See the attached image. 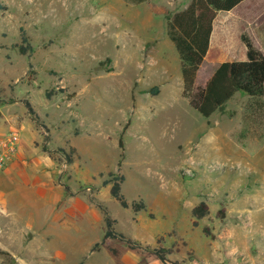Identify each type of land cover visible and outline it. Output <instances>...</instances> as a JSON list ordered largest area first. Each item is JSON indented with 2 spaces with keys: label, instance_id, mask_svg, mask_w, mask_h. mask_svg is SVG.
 Segmentation results:
<instances>
[{
  "label": "rangeland",
  "instance_id": "1",
  "mask_svg": "<svg viewBox=\"0 0 264 264\" xmlns=\"http://www.w3.org/2000/svg\"><path fill=\"white\" fill-rule=\"evenodd\" d=\"M189 1L0 0V139L17 132L53 173L30 193L32 224L0 211V264H163L157 250L165 264H264V118L247 117L240 93L209 118L190 107L166 27ZM241 34L264 51V0L217 16L196 86L238 55ZM111 176L145 210L112 199ZM103 210L140 248L101 243Z\"/></svg>",
  "mask_w": 264,
  "mask_h": 264
},
{
  "label": "trees",
  "instance_id": "2",
  "mask_svg": "<svg viewBox=\"0 0 264 264\" xmlns=\"http://www.w3.org/2000/svg\"><path fill=\"white\" fill-rule=\"evenodd\" d=\"M125 3L138 5L147 0H123ZM246 0H190L187 6L167 17V35L177 51L182 79V94L188 100L191 108L202 117L209 118L216 112H221L224 105L237 93L250 99L245 110L247 117L256 121V117L264 118V55L258 51L249 38L241 34L240 40L246 48V60L243 62H224L219 64L203 87L195 85L200 66L204 62L210 48V38L213 24L219 13H228ZM5 4H0V11L6 10ZM20 55L30 54L32 48L26 34L22 31L20 42L13 46ZM111 70H108L110 72ZM152 93H157L152 90ZM45 97L50 99L51 93L46 92ZM30 114H34L30 105L25 103ZM245 117V116H244ZM120 145V144H119ZM73 150H71L72 152ZM67 162L70 156L66 155ZM123 178L111 176L104 185L110 184L109 195L124 209L130 208L134 213L145 210L142 202L129 204L121 195L120 185ZM104 211L105 229L102 241L116 239L125 243L131 250L140 248L139 244L126 238L123 234L113 230L114 221L106 217ZM208 215V207L200 202L191 210V216L200 220ZM219 216L224 215V209L218 211ZM197 224L196 221L193 222ZM207 234L209 231L204 230ZM157 259L165 264V258L160 251L154 252Z\"/></svg>",
  "mask_w": 264,
  "mask_h": 264
},
{
  "label": "crops",
  "instance_id": "3",
  "mask_svg": "<svg viewBox=\"0 0 264 264\" xmlns=\"http://www.w3.org/2000/svg\"><path fill=\"white\" fill-rule=\"evenodd\" d=\"M248 1L249 0L244 1L232 11L236 10L238 7L244 5ZM213 30H214V24H213ZM212 35L213 32L210 38L209 52L205 60L210 57ZM249 40L251 41L250 38ZM251 43L258 51H260L264 55V51L262 49L256 47V45L252 41ZM245 53H246V48L242 43L240 52L236 57L230 56L229 59L221 61L220 64L224 62H243L246 60ZM28 144H29L28 142L26 144L23 140L22 141L20 140L17 154L14 156L13 159H11L10 161L8 160L5 164V167L0 171V211L1 210L5 211V215H8V217L11 219H16V216L21 214L27 215L26 220L24 219L25 224H32L31 217L32 214H35L36 211L34 210L35 208L34 209L32 208V204L28 202L32 198L30 193L31 192L37 193L39 191H43L44 189H46L48 184L50 185V182L48 181L47 177L51 178L53 173L52 171H48L47 168H44V167H51V164H47L46 162L44 165H42L39 159L38 160L33 159L31 161L28 160L29 155L36 154L35 152H33V149H30V146H28ZM11 182L13 184L14 183L16 184V185L14 184L15 185L14 189H12L13 186H11L10 184ZM35 196L37 197V194ZM22 202L24 203L25 206L23 208L21 207ZM27 202L29 204H27ZM8 207L11 209L7 210ZM12 209H14L13 211H15V213L12 211ZM17 213L18 215H16ZM17 220H19L18 217ZM2 235L6 237L8 235V230L7 232L4 233H2L1 231L0 236Z\"/></svg>",
  "mask_w": 264,
  "mask_h": 264
},
{
  "label": "built area",
  "instance_id": "4",
  "mask_svg": "<svg viewBox=\"0 0 264 264\" xmlns=\"http://www.w3.org/2000/svg\"><path fill=\"white\" fill-rule=\"evenodd\" d=\"M18 144L19 135L17 132L8 133L0 139V171L5 167L7 160L15 153Z\"/></svg>",
  "mask_w": 264,
  "mask_h": 264
}]
</instances>
